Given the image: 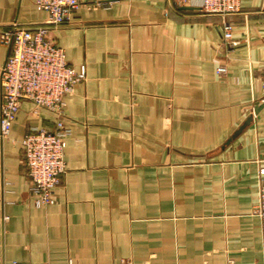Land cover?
Wrapping results in <instances>:
<instances>
[{
    "label": "crops",
    "instance_id": "obj_1",
    "mask_svg": "<svg viewBox=\"0 0 264 264\" xmlns=\"http://www.w3.org/2000/svg\"><path fill=\"white\" fill-rule=\"evenodd\" d=\"M222 18L199 0L81 4L49 33L85 79L65 96L66 173L54 203L30 196L22 138L57 116L23 100L0 140V257L21 264H264V0ZM0 0L5 24L47 19ZM6 48L0 42V70ZM226 71L216 74V67ZM1 92V88H0Z\"/></svg>",
    "mask_w": 264,
    "mask_h": 264
},
{
    "label": "built area",
    "instance_id": "obj_2",
    "mask_svg": "<svg viewBox=\"0 0 264 264\" xmlns=\"http://www.w3.org/2000/svg\"><path fill=\"white\" fill-rule=\"evenodd\" d=\"M117 0H33L48 17L33 24L11 22L2 26L0 42L6 57L0 70V140L7 138L23 100L57 116L53 128L30 127L22 138V153L28 191L36 206L54 203L53 190L62 182L67 167L64 159L65 140L69 129L63 122L65 96L85 79V71L77 72L65 60L49 33L70 22V15L81 5L110 6ZM193 0H171L172 5L191 4ZM199 10L222 18L221 41L230 48L233 24L227 16L241 10L240 0H199ZM226 71L216 67V74ZM264 89V65L260 77ZM264 155V150H263ZM257 170V198L252 214L259 218L261 246L264 253V158ZM0 264H7L0 257ZM11 264H21L12 262ZM67 264H72L69 259ZM229 264H233L229 262Z\"/></svg>",
    "mask_w": 264,
    "mask_h": 264
}]
</instances>
